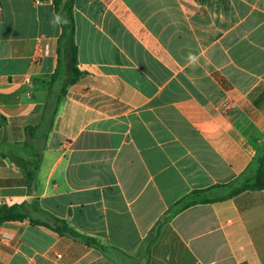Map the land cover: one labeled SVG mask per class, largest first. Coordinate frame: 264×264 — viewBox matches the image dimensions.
<instances>
[{"label": "crops", "instance_id": "obj_1", "mask_svg": "<svg viewBox=\"0 0 264 264\" xmlns=\"http://www.w3.org/2000/svg\"><path fill=\"white\" fill-rule=\"evenodd\" d=\"M55 1L0 0V207L96 245L6 222L0 264H264V191H209L264 152V0H74L61 100Z\"/></svg>", "mask_w": 264, "mask_h": 264}, {"label": "trees", "instance_id": "obj_2", "mask_svg": "<svg viewBox=\"0 0 264 264\" xmlns=\"http://www.w3.org/2000/svg\"><path fill=\"white\" fill-rule=\"evenodd\" d=\"M74 0H56L55 8L56 13H59L62 17L67 19V23H62V33L58 41V66L56 72L51 77V85L59 84L62 85V96H65L66 91L69 87L77 84L82 78V73L78 68V46L76 44V24L73 13ZM61 98L59 100H61ZM238 185L235 186H218L210 190L217 188L229 187L231 192L224 197L233 198L246 191H264V152L259 154L253 160L249 172H245L238 181ZM202 192H197L194 194H200ZM204 193V191H203ZM213 200L204 199H190L186 198L178 203V209L175 211L183 210L190 205L196 204L197 202H211ZM37 208V206H33ZM26 205H13V206H1L0 207V224L6 222H24L30 220L31 224L34 225H44L60 236H70L75 239H81L89 246L96 245L94 243L95 239H91L79 234L75 229H73L66 221L55 218L54 225L51 226L48 223H42L40 221H34L28 218V213L26 212Z\"/></svg>", "mask_w": 264, "mask_h": 264}, {"label": "clouds", "instance_id": "obj_3", "mask_svg": "<svg viewBox=\"0 0 264 264\" xmlns=\"http://www.w3.org/2000/svg\"><path fill=\"white\" fill-rule=\"evenodd\" d=\"M51 23L55 26L57 24L67 23V19L62 17L59 13H54ZM189 59L193 60L194 58L189 57Z\"/></svg>", "mask_w": 264, "mask_h": 264}, {"label": "rangeland", "instance_id": "obj_4", "mask_svg": "<svg viewBox=\"0 0 264 264\" xmlns=\"http://www.w3.org/2000/svg\"><path fill=\"white\" fill-rule=\"evenodd\" d=\"M55 94H56L57 98L61 97V95H62V85L58 88V91L55 92Z\"/></svg>", "mask_w": 264, "mask_h": 264}, {"label": "built area", "instance_id": "obj_5", "mask_svg": "<svg viewBox=\"0 0 264 264\" xmlns=\"http://www.w3.org/2000/svg\"><path fill=\"white\" fill-rule=\"evenodd\" d=\"M29 81V80H28Z\"/></svg>", "mask_w": 264, "mask_h": 264}]
</instances>
